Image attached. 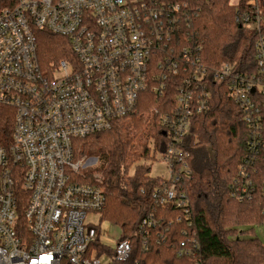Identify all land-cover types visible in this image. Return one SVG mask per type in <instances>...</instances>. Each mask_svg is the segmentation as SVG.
<instances>
[{"label": "built area", "instance_id": "obj_1", "mask_svg": "<svg viewBox=\"0 0 264 264\" xmlns=\"http://www.w3.org/2000/svg\"><path fill=\"white\" fill-rule=\"evenodd\" d=\"M211 1L195 0L192 17L201 2ZM231 3L235 23L255 35L250 74L231 65L205 67L201 44L184 35L187 4L0 0V109L12 110L15 121L11 138L0 144V264H102L106 252L95 247L101 221L89 217L104 210L105 195L85 179L87 165L97 160L80 157L76 143L137 114L146 93L167 100L170 112L160 117L168 143L155 159L162 168L153 175L161 183L157 203L188 213L184 183L192 172L185 138L194 117L210 108L212 81L224 82L243 112L249 155L230 190L233 198L252 201L258 191L252 179L264 173V0ZM44 31L72 48V57L47 71L39 62ZM154 225L145 218L140 231L146 237ZM132 250L131 240H118L112 264L127 263Z\"/></svg>", "mask_w": 264, "mask_h": 264}, {"label": "trees", "instance_id": "obj_2", "mask_svg": "<svg viewBox=\"0 0 264 264\" xmlns=\"http://www.w3.org/2000/svg\"><path fill=\"white\" fill-rule=\"evenodd\" d=\"M148 1L162 8L187 4L182 10L188 13L190 25H185L184 35L199 41L206 68L216 70L231 65L236 72L249 74L255 70V35L235 23L236 10L231 0L201 2L197 17L191 15L192 8L197 7L195 0ZM70 57L69 40L47 31L39 34V62L44 70ZM211 91L209 110L194 117L185 138L192 172L184 183L188 213L172 203L161 206L154 196L161 183L153 176V162L168 143L160 121L162 115L170 113L168 106L164 108L167 100L146 93L137 114L109 132L76 143L80 157L97 160L95 171L87 172L85 179L104 192L101 222L107 220L120 226L119 240L132 242L131 258L124 264H264V244L254 234V227L264 223L260 192L264 173L252 179L258 190L252 201L232 197L230 187L249 155V130L243 112L229 98L226 84L212 81ZM14 122V112L2 107L0 144L11 138ZM250 170L252 174L253 166ZM94 176H101L100 181ZM148 217L154 219L155 225L145 237L140 225ZM101 235L102 229L95 247L99 254H111L112 249L101 242Z\"/></svg>", "mask_w": 264, "mask_h": 264}, {"label": "rangeland", "instance_id": "obj_3", "mask_svg": "<svg viewBox=\"0 0 264 264\" xmlns=\"http://www.w3.org/2000/svg\"><path fill=\"white\" fill-rule=\"evenodd\" d=\"M129 121H126L125 124H128ZM87 170L86 172H94L96 169V165L94 164H89L87 165ZM161 166L157 164L156 162H153V169L152 173L153 175L155 173H161ZM163 173V172H162ZM164 174V173H163ZM95 177V176H94ZM89 221H91L93 224H100L101 221V214H95L91 215L89 217ZM101 229H102V235H101V242L106 245L107 247L114 249L116 246V242L120 239L122 230L120 226L115 225L114 223H111L110 221H102L101 222ZM254 234L260 238L262 243L264 244V223L256 225L254 227ZM249 238V237H248ZM100 261L102 264H112V256L110 253H103V255L100 258Z\"/></svg>", "mask_w": 264, "mask_h": 264}]
</instances>
